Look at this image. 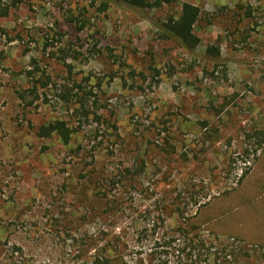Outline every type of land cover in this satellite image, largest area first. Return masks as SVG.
<instances>
[{"label": "rangeland", "instance_id": "obj_1", "mask_svg": "<svg viewBox=\"0 0 264 264\" xmlns=\"http://www.w3.org/2000/svg\"><path fill=\"white\" fill-rule=\"evenodd\" d=\"M145 1L0 0V264H189L183 223L264 264V0Z\"/></svg>", "mask_w": 264, "mask_h": 264}, {"label": "trees", "instance_id": "obj_2", "mask_svg": "<svg viewBox=\"0 0 264 264\" xmlns=\"http://www.w3.org/2000/svg\"><path fill=\"white\" fill-rule=\"evenodd\" d=\"M124 2L133 6L142 7L146 4L145 0H90V5L96 6L99 12H105L113 3ZM174 0H154L150 6L153 8L160 7L161 4H171ZM8 14V7L0 5V17H6ZM200 17V9L191 3H182L178 18H168L167 21L160 24V31L162 35L178 41L183 47L196 46L199 42L198 37L194 33L195 26ZM72 20V19H71ZM82 29V26L79 27ZM209 51V50H208ZM72 131L64 121L55 120L45 126H41L38 131V137L49 138L52 135H57L64 145L69 143ZM264 141V140H263ZM197 228L195 224H181L178 230L184 232L186 237L178 235L175 241L183 250L189 251V264H215L217 261L225 262L226 264H236L239 249L233 243L224 244L223 240L214 238L210 241L205 240L195 234L189 236ZM209 243H211L209 245ZM105 251V250H104ZM203 251V254L201 253ZM111 254H99L93 257L91 262H84L83 264H112L116 258L110 256ZM214 256L213 262H208V256ZM201 256L203 260H201Z\"/></svg>", "mask_w": 264, "mask_h": 264}]
</instances>
